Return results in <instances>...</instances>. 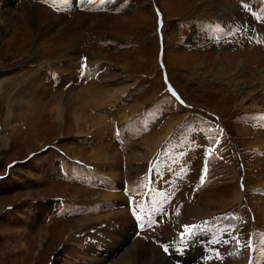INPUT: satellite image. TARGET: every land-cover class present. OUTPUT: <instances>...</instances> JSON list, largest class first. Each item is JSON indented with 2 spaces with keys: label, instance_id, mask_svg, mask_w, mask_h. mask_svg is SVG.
I'll return each mask as SVG.
<instances>
[{
  "label": "rangeland",
  "instance_id": "rangeland-1",
  "mask_svg": "<svg viewBox=\"0 0 264 264\" xmlns=\"http://www.w3.org/2000/svg\"><path fill=\"white\" fill-rule=\"evenodd\" d=\"M2 2L7 11L33 9L36 21L0 29V135L8 140L0 142V264H88L96 225L120 208L131 225L119 254L156 249L170 264H264V0ZM54 21L68 23L55 34ZM90 87L103 91L83 93ZM72 96L86 103L80 130L70 117L78 104ZM13 97L20 104L10 105ZM148 107L159 115L140 120L141 130L128 126L126 139L128 120ZM167 122L162 138L146 141ZM90 152L99 161L87 160ZM202 153L210 154L203 185ZM179 163L188 179H166L151 193L158 228L137 229L132 207ZM71 187L86 197L61 195ZM220 198L225 205L215 206ZM218 214L228 223L202 225ZM185 225L199 227L181 242L184 228L177 229Z\"/></svg>",
  "mask_w": 264,
  "mask_h": 264
},
{
  "label": "bare ground",
  "instance_id": "bare-ground-1",
  "mask_svg": "<svg viewBox=\"0 0 264 264\" xmlns=\"http://www.w3.org/2000/svg\"><path fill=\"white\" fill-rule=\"evenodd\" d=\"M25 1V0H24ZM80 4L82 3V2H84V0H77ZM93 1H96V2H98L97 4L95 3V6L94 7H96V6H98L101 2H99L98 0H93ZM105 2L107 1V0H104ZM104 2V3H105ZM109 2V1H108ZM149 2V1H148ZM9 3H11V2H9ZM18 5H20V4H18ZM23 5V4H22ZM20 6V7H17V8H12V9H10L9 11H7V10H3L2 9V7L4 8V6H5V2H2L1 4H0V29L1 30H7L8 28H11V27H14V26H18V24H19V22L20 21H22V20H24V21H32V22H34V20H35V16H34V14L32 15V10L33 9H30V8H27L26 6ZM28 5V4H27ZM71 5V4H70ZM121 5H122V3H121ZM149 5H150V7L152 6V8H153V11L154 12H156V13H158V10L155 8V2L154 1H150V3H149ZM67 6H69V5H64V6H61V10L59 11V12H62V11H64L65 10V8L67 7ZM93 7V8H94ZM93 8H90V9H93ZM77 9H79V6L77 7ZM76 9H74V11H75ZM84 15L85 14H83V13H80L79 15H78V19L79 20H81V19H83V17H84ZM164 17H165V14L163 15ZM168 18V17H167ZM57 19V18H56ZM60 20V19H59ZM58 20V21H59ZM36 21V20H35ZM58 21H54L51 25H50V27H49V29H51V30H49V32H54L55 34H59L61 31H64V29L62 28V26H63V24L65 23H61V21L60 22H58ZM64 21V20H63ZM99 22V21H98ZM66 23H68V22H66ZM65 23V24H66ZM29 24V23H28ZM20 25V24H19ZM21 26V25H20ZM19 26V27H20ZM69 26H71V22L69 23ZM23 27H25V26H23ZM33 27V26H32ZM61 27V28H60ZM29 30V29H28ZM43 30V29H42ZM48 30V29H47ZM34 31V30H33ZM26 32V31H25ZM14 34H15V31H14ZM26 35H27V33H26ZM16 36V35H15ZM35 36V35H34ZM54 36V35H53ZM6 44V43H5ZM1 83L2 82H0V88H1ZM93 87V86H92ZM92 87H90L89 89H85V90H83V91H85V92H83V93H89V94H91V95H94V96H99V94L103 91V90H101V89H96V88H92ZM111 90V89H110ZM5 92V91H4ZM82 93V92H81ZM17 95H19V93H16L15 92V97L17 96ZM15 97H13V99L12 100H14L10 105H12L13 103L15 104V103H17V104H20V102H21V100H17V99H14ZM73 97V99H75V97L74 96H72ZM76 101H74V102H77L78 104H77V107H76V111H74L73 112V114L74 115H70V117L73 119V124H74V129H76V130H80L82 127H78V125L79 124H81L82 123V121H83V118H84V112H83V105H86V103L83 101H81V99H79V98H76L75 99ZM16 101V102H15ZM99 102H102V101H99ZM59 103H61L60 102V98L56 101V103H55V105H57V104H59ZM32 105H35L36 106V111L38 110V108L40 107V103H39V101L38 102H35V104H32ZM61 105V104H60ZM34 106V107H35ZM54 106V105H53ZM61 107V106H60ZM52 108V107H51ZM50 108V110H52ZM49 110V111H50ZM117 110H119V108L117 109ZM59 112H60V110H58ZM85 111V110H84ZM151 111V112H150ZM51 112H53V111H51ZM56 111H54V113H55ZM32 113H34V111L32 112ZM60 114H61V112H60ZM93 114V113H92ZM51 117H52V115L51 114H49ZM58 115V114H57ZM57 115L55 114V116L57 117ZM97 115V114H96ZM101 114H99L98 116H100ZM159 114H158V108L156 109V107H154V109H149V107H148V109L147 110H145V111H143L141 114H140V116H142V117H145V118H142L141 117V119H138V118H136V116L135 115H132L131 116V118L128 120V123H127V125L124 127V137L127 139V137H126V134H125V130H127V127L128 126H132V128L133 129H130L131 131H133V130H136V129H142L141 128V124L139 123V121L140 120H142V119H144V120H150V119H155V117H157ZM58 118V117H57ZM56 118V119H57ZM123 118H124V116L122 117V120H123ZM59 119V118H58ZM53 120H55V119H53ZM57 121V120H56ZM95 121L97 122L98 120H96L95 119ZM146 121V122H147ZM84 122V121H83ZM57 123V122H56ZM59 123V122H58ZM147 125H149L148 123H147ZM150 126V125H149ZM171 126V122L169 123V122H167V123H165V124H163L160 128H161V130H160V128H159V130L160 131H156L157 132V134L156 135H154V134H152V136H148L147 137V139L144 137V141H143V143H145V139H146V141H148V142H150V141H152V142H154V139L155 138H157V139H160V138H162L163 136H164V134L167 132L166 130L169 128ZM150 128H151V126H150ZM149 130V129H148ZM198 130V129H197ZM199 132H200V130H198ZM204 134H206V133H204ZM3 134H1L0 135V139H2V140H0V142H2V146L3 147H6V145H7V138H6V136L4 135V136H2ZM197 136V135H196ZM93 137H95V136H93ZM96 138V137H95ZM200 138V137H199ZM9 139V138H8ZM97 139V138H96ZM108 139L110 140V137H108ZM156 139V140H157ZM203 142V141H202ZM202 142H200V143H202ZM10 144V143H9ZM203 144V143H202ZM205 144V143H204ZM206 145H204V147H205ZM203 147V148H204ZM200 149L198 150V151H202V148H201V145H200V147H199ZM97 149V148H96ZM187 152V151H186ZM94 153V152H93ZM93 153H89V154H87V153H85V157H87L88 159L87 160H89L90 161V157L92 158V161H95V160H98L97 158H99V156L97 157V158H95L94 157V155H93ZM199 153H201V152H199ZM72 154V156H74V157H81L80 155L82 154L81 152H72L71 153ZM95 154V153H94ZM109 155V154H108ZM184 154H182L181 155V159H183L182 158V156H183ZM203 156V153H202V155H199L198 154V157L199 158H201ZM204 156H210V154L209 153H204ZM102 159H104V160H107L108 159V157H106V156H103L102 157ZM99 161V160H98ZM133 160H131L130 162H132ZM187 161V160H186ZM178 168L175 166L174 168H172L171 170H167V171H165V173L163 174V176L160 178V181H158V184L156 185V187H153V188H151V187H149V188H147L146 189V195H144V199H143V201H142V203L140 204V208L139 209H137V208H133L132 207V211L134 212L133 214H136V216L139 214V213H143L144 215H145V219H148V221H146V222H144V221H142V219H138V221H136V220H134L133 222L135 223L134 225L135 226H137V227H139V228H141L142 230H153V232L156 230V228H158V224H157V219L159 218V217H161V216H157L158 214H157V212H156V210H157V208H158V206H159V204H158V206L156 205V203H157V200H155L156 198L154 197V195H151V193H153L154 191H156L157 190V187L160 185V183L162 182V183H166V179H171V178H173V177H179V176H182L184 179H188V177H187V172L185 171H183V169H181L183 166H184V164L182 163V165L179 163L178 165ZM107 167H109V166H107ZM168 172V173H167ZM194 173V172H193ZM104 176V175H103ZM103 180H105L107 183H112V182H114V179H110V178H107V177H104V179ZM104 184H106V183H104ZM114 194H117V193H114ZM61 195H68V196H70V197H74V198H78V197H80V198H85L86 197V191L85 190H83V189H80V188H77V187H71V188H67V189H64V191L62 192V194ZM164 198V197H163ZM213 198V197H212ZM234 198H236V197H233V199ZM221 199V202H219L218 200H214V202L213 201H211V202H209L210 201V199H205L204 200V203H206L207 205L208 204H212V203H214L215 204V201H218L219 203H218V205L216 204L215 206H218V207H222L223 205H225V202H226V198H220ZM114 200V199H113ZM125 201V207L124 208H127L126 206H127V204H126V200H124ZM120 202H123V201H120ZM117 203V202H116ZM150 204H151V208H150ZM153 204H155L157 207H156V209L154 208V205ZM162 205H163V203H162ZM121 206H123L122 204H121ZM134 206V205H133ZM146 206V207H145ZM214 206V207H215ZM117 207V206H116ZM135 207V206H134ZM167 207H168V205H167ZM195 207V206H194ZM147 208V209H146ZM210 211H211V209H210ZM221 211V210H220ZM128 212V211H127ZM127 212H126V210L125 209H122V208H120V209H118V211H117V214H115L114 216H113V219L111 220V221H108V222H105V224H101L100 223V221H99V223L96 225V226H98V227H96V229H95V231H94V233H93V235H92V237H93V240H92V242H91V244H90V250H89V255H86V262L88 263V264H170L167 260H166V258L163 256V255H161V253L160 252H158L156 249L153 251V252H150V253H148L147 251V253L144 251V250H141V251H138V250H135V251H133L132 252V250H130V251H125L124 253H121V254H119L118 252L120 251V249L122 250V248H123V244L122 243H127V240H126V236H125V234H127L128 235V232L127 231H125V229L126 230H128L129 228H130V225H131V220H130V218H129V216H128V214H127ZM165 214V213H164ZM163 214V215H164ZM192 214V213H191ZM174 215V214H173ZM222 214H218V215H215V216H212L211 218H208V219H205V220H203V223H202V225L205 223H208V224H218V225H223L226 221H227V219L226 218H224V216H221ZM100 216H98V217H92V218H89V219H85V218H81V219H78V220H76L75 222H74V224L72 225V227H71V231H76L77 229H78V227H80L81 225H84V223L85 222H87V221H89L90 219L92 220L93 218L94 219H98ZM163 217V216H162ZM138 218V217H137ZM170 219V218H169ZM90 220V221H91ZM160 220V219H159ZM207 220V221H206ZM204 221H206V222H204ZM202 222V221H201ZM200 222V223H201ZM226 223H228V222H226ZM207 224V225H208ZM180 225V224H179ZM102 227V228H101ZM134 227V226H133ZM184 227L182 226V227H179L177 230H178V232L180 231V230H182ZM219 230V229H218ZM43 230H41V231H39L38 232V235H39V237L37 238L38 240H37V242H36V244L38 243L39 245H41L42 243H44V241L46 240V236H44L43 235V232H42ZM63 231V230H62ZM61 231V232H62ZM68 232V231H67ZM138 232V231H137ZM137 232L135 233V234H137ZM161 232L162 231H159V232H157L156 231V234H161ZM69 233V232H68ZM163 233H165V232H163ZM62 234V233H61ZM67 234V233H66ZM151 234V233H150ZM222 234V233H221ZM68 235V234H67ZM67 235H65V237L67 236ZM71 235L69 234L68 236H67V239L70 237ZM128 236H130V235H128ZM219 236V235H218ZM219 238V237H218ZM74 238L72 237V240H73ZM75 241V240H74ZM93 242H95V243H93ZM138 242V241H137ZM223 242H226L225 240L223 241ZM99 243H102L101 245H106V246H108L107 247V249H110L109 251H108V253H109V255L111 254V253H113L114 251H117V255L115 256V257H109L108 258V256H105L104 254H106V255H108V253H107V251L103 254L100 250H98V248H97V246H100V245H97V244H99ZM135 243V242H134ZM122 244V245H121ZM124 244V245H125ZM119 245H121L120 247H119ZM255 245L256 246H258L257 248H259V246H261V243L260 242H258V243H255ZM119 247V248H118ZM180 247V246H179ZM144 248V247H143ZM151 248V247H150ZM131 249V248H130ZM153 250V249H152ZM196 252V251H195ZM258 252V251H257ZM215 255V254H214ZM213 256V255H212ZM160 262V263H158V261ZM204 264H218V261H217V259H212V260H210V261H205L204 262Z\"/></svg>",
  "mask_w": 264,
  "mask_h": 264
},
{
  "label": "snow or ice",
  "instance_id": "snow-or-ice-1",
  "mask_svg": "<svg viewBox=\"0 0 264 264\" xmlns=\"http://www.w3.org/2000/svg\"><path fill=\"white\" fill-rule=\"evenodd\" d=\"M84 2L86 3H92L93 0H84ZM101 3L104 2V0H100ZM53 3L56 4V5H59V4H63V3H66V0H53ZM246 6V5H245ZM257 43H260V41H257ZM82 67H86V65H82ZM170 92H172L171 89H169ZM172 95L175 96L176 93L175 92H172ZM119 134V133H117ZM208 173V168H207V164H205L204 168H203V174L201 175L200 177V182H201V185H203L205 183V176L207 175ZM137 209L140 208V205L137 204L136 205ZM138 219H142L141 217H138ZM199 226L198 225H185L184 226V232L181 233V242L185 241L188 239V236L189 235H195V232H194V229H197ZM236 239V243L239 244V240L238 238H235ZM164 248V251L167 252L168 251V246H162ZM245 248L246 249H251L252 248V243L249 241V242H246L245 243ZM251 264V262H250Z\"/></svg>",
  "mask_w": 264,
  "mask_h": 264
}]
</instances>
